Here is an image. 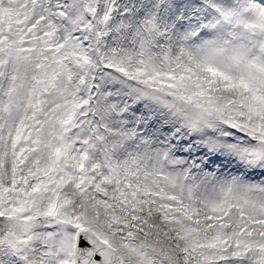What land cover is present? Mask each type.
Instances as JSON below:
<instances>
[{
    "label": "snow or ice",
    "instance_id": "6c2138e0",
    "mask_svg": "<svg viewBox=\"0 0 264 264\" xmlns=\"http://www.w3.org/2000/svg\"><path fill=\"white\" fill-rule=\"evenodd\" d=\"M0 264H264V0H0Z\"/></svg>",
    "mask_w": 264,
    "mask_h": 264
}]
</instances>
